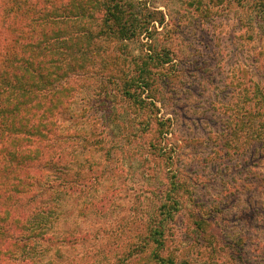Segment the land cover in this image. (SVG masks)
<instances>
[{
	"label": "trees",
	"instance_id": "1",
	"mask_svg": "<svg viewBox=\"0 0 264 264\" xmlns=\"http://www.w3.org/2000/svg\"><path fill=\"white\" fill-rule=\"evenodd\" d=\"M228 1L241 8L244 25L250 23L263 37L264 0ZM206 4L189 3L205 18L211 11ZM165 19L148 0H0V264H42L43 244L54 247L61 264H77L76 258L68 262L59 254L74 236L63 231L49 236V223L64 193L73 195L92 179L73 168L64 145L78 135L67 123L75 119L73 111L82 95L89 99L80 116L99 120L108 130L105 141L93 132L86 139L104 156L115 147L110 144L112 128L123 133L124 141L140 130L157 128L164 139L171 133L166 129L170 120L158 117L157 106L178 66L173 51L158 40ZM249 94L254 106L237 114L238 124L220 135L224 154L248 149L250 145L239 140L248 123H256L261 132L264 90L257 84ZM171 173V188L145 221L136 251L146 262L192 264L172 253L165 256L168 225L181 210L179 191H186L178 172ZM244 183L239 185L243 189L255 187ZM193 224L196 234L212 246L218 232L213 223L200 213ZM127 254L131 258L133 253Z\"/></svg>",
	"mask_w": 264,
	"mask_h": 264
},
{
	"label": "rangeland",
	"instance_id": "2",
	"mask_svg": "<svg viewBox=\"0 0 264 264\" xmlns=\"http://www.w3.org/2000/svg\"><path fill=\"white\" fill-rule=\"evenodd\" d=\"M148 1L165 13L158 40L173 51L178 65L157 103L158 117L170 120L171 133L164 139L157 128L140 130L124 141L112 128L115 147L104 156L86 139L93 132L105 141L108 130L99 120L80 116L89 99L82 95L75 119L67 123L78 135L64 145L73 168L92 179L73 195L64 193L49 236L62 231L74 236L59 249L68 262L156 264L141 260L136 246L143 242L145 221L171 188L173 170L186 191H179L181 210L168 225L165 256L172 253L192 264H264V122L258 124L260 133L256 123H248L239 137L250 145L244 153L227 155L219 145L220 135L238 124L236 115L254 106L249 92L257 84L264 90V36L244 25L245 14L228 0H206L211 10L206 18L189 5L192 0ZM244 181L255 187L243 189ZM200 213L218 230L212 246L193 229ZM42 252V264L62 263L54 247L43 244Z\"/></svg>",
	"mask_w": 264,
	"mask_h": 264
}]
</instances>
